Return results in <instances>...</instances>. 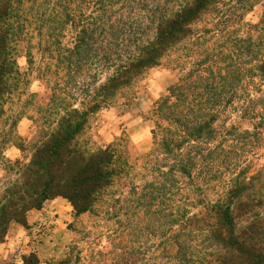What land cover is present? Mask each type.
Wrapping results in <instances>:
<instances>
[{"label":"trees","instance_id":"16d2710c","mask_svg":"<svg viewBox=\"0 0 264 264\" xmlns=\"http://www.w3.org/2000/svg\"><path fill=\"white\" fill-rule=\"evenodd\" d=\"M22 1L0 0V122L7 126L0 153L13 145L30 157L8 161L18 179L0 197V244L10 225L27 229L28 213L46 202L64 199L79 217L129 175L134 167L118 152L119 142L93 151L81 138L93 115L119 100L129 106L137 82L167 60L163 66L179 76L154 104V146L136 175L143 185L132 188L136 212L163 230L156 258L164 264H264V164L229 162L235 173L220 178L215 201L192 197L201 192L193 184L195 170L208 178L226 171L214 169L218 147L211 144L227 110L251 126L238 132L242 140H260L264 130V11L257 24L244 22L264 0H42L38 18L31 7H20ZM29 20L47 26L54 66L64 75L49 105L38 108V140L25 146L15 132L20 114L9 117L4 99L20 81L13 42L25 36ZM68 26L74 29L70 48L61 40ZM23 262L39 264L32 253Z\"/></svg>","mask_w":264,"mask_h":264},{"label":"rangeland","instance_id":"374dc122","mask_svg":"<svg viewBox=\"0 0 264 264\" xmlns=\"http://www.w3.org/2000/svg\"><path fill=\"white\" fill-rule=\"evenodd\" d=\"M39 1L42 0H23L20 7L26 10L31 7V12L37 13L35 18H38L45 7L37 5ZM83 5L86 13L87 2ZM263 11V4L254 6L245 15L244 22L257 24ZM43 23L29 20L25 36L13 42L20 81L12 97L4 99V108L9 117L20 114L15 132L25 146L38 140L40 128L37 126L42 122L38 108L49 105L52 88L61 85L64 75L54 66L55 46L50 44L51 39L47 37L50 31ZM64 36L62 45L70 48L74 29L68 26ZM167 62L164 60L163 65H167ZM163 65L148 71L137 82L132 90L134 100L129 106L119 100L93 115L81 138L93 151L119 142L118 152L134 167L129 175L117 179L90 213L75 217L71 205L59 198L56 202H53L55 199L46 202L40 211H34L27 229L10 225L5 242L0 244V264H24V257L31 253L37 256L39 264L165 263L164 259L156 258V253L162 250L163 238L160 235L163 230L156 229L152 218L136 212L137 198L132 191L134 186L140 189L144 183V180H137L136 175L140 172L143 158L154 146L151 135L155 121L152 117L154 104L179 76L176 70ZM232 126L236 128L235 131L225 136V131ZM6 127L5 123L0 122V135ZM215 128L218 134L211 144V147H218L214 155V169L226 171L221 174L212 172L213 177L208 178L201 169L195 170L193 184L201 189L192 196L195 201L217 199L222 191L220 178L227 181L235 173L227 168L229 162L239 160L240 167L249 162L257 166L264 164V130L260 140H242L238 132L252 129L247 121H240L237 112L232 110H227L220 117ZM29 157V150L22 153L13 145H6L2 149L0 197L5 187L18 179L16 169L11 170L12 165L9 166L8 161L28 162ZM186 183L187 180H184L180 185L182 194L187 192Z\"/></svg>","mask_w":264,"mask_h":264},{"label":"crops","instance_id":"0c3cea01","mask_svg":"<svg viewBox=\"0 0 264 264\" xmlns=\"http://www.w3.org/2000/svg\"><path fill=\"white\" fill-rule=\"evenodd\" d=\"M58 199H59V198H56L55 200H53V202H54V201L56 202ZM33 212H34V211H31V212H29V213H28V215H27L28 222H30V219H31V218H32V216H33V215H32V214H33ZM29 224H30V223H29Z\"/></svg>","mask_w":264,"mask_h":264}]
</instances>
